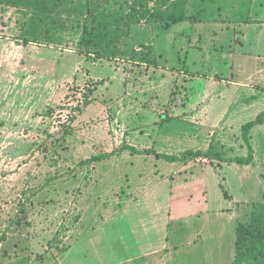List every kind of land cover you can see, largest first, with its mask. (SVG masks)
<instances>
[{"label":"rangeland","instance_id":"obj_1","mask_svg":"<svg viewBox=\"0 0 264 264\" xmlns=\"http://www.w3.org/2000/svg\"><path fill=\"white\" fill-rule=\"evenodd\" d=\"M60 1L54 14L66 29L50 47L17 45L36 14L0 5V264H232L240 225L264 224L263 127L253 130L250 167L130 151L85 162L124 143L177 156L210 147L225 159L248 155L241 128L206 123L190 104L194 91L205 105L218 94L222 78L191 55L205 56L207 23H232L230 2L239 0H188L197 24L164 20L182 0ZM88 1L105 11L100 47L73 28ZM219 46L218 58L227 53ZM202 66L200 77L189 74ZM249 107L232 122L252 120Z\"/></svg>","mask_w":264,"mask_h":264},{"label":"crops","instance_id":"obj_2","mask_svg":"<svg viewBox=\"0 0 264 264\" xmlns=\"http://www.w3.org/2000/svg\"><path fill=\"white\" fill-rule=\"evenodd\" d=\"M230 3L232 14L236 16V20L234 19L232 23L208 22L206 25L208 28L207 37L211 40V47H206L205 43L209 42H206V37L204 38L201 34V42L204 45L199 49L206 54L202 57L200 55H191L193 63H208L214 69L213 77L218 74L217 77L222 78L221 81H217L218 94L211 102L205 105V103H196V98L193 96L194 91L190 104L191 107L195 106V109H200L202 114L199 115V118H204L206 123L223 124L224 127L229 125L239 129L264 112V0H247L246 2L239 0L231 1ZM204 24L206 23L200 25L204 26ZM217 44L220 45L219 48L223 53L227 52L219 56V58L216 55ZM193 47L197 48V45ZM196 56H200L199 59ZM219 61L221 65L213 66V63H218ZM226 63L229 64L227 65ZM204 69L205 66L200 71L197 69L193 72L189 68L188 71L189 74L200 77ZM209 75L205 74L204 76ZM237 99L238 101H244L242 108L238 107V103H235ZM245 104L247 105L245 106ZM250 105H254L257 108L252 115V120L246 123H243V121L232 122V117L235 120V115L239 112H245L247 109L250 110ZM213 109H219V112H211ZM257 127L264 128V124ZM255 128L253 129L254 131ZM253 130L250 134L251 144L253 143L252 137L255 136ZM196 142H198L197 139ZM194 151L200 150L195 149ZM157 248L149 249L145 255H153ZM133 259L136 258H130L128 262H132Z\"/></svg>","mask_w":264,"mask_h":264},{"label":"trees","instance_id":"obj_3","mask_svg":"<svg viewBox=\"0 0 264 264\" xmlns=\"http://www.w3.org/2000/svg\"><path fill=\"white\" fill-rule=\"evenodd\" d=\"M60 0H0L2 4L25 5L36 14V20L26 30L20 39H17L16 44L19 46H29L30 44H46L50 47L55 36L66 29V22L55 15V7ZM61 2V1H60ZM59 2V3H60ZM188 0H182V6L175 9L173 12L165 16L164 20L171 24H179L185 22H192L193 24L200 23L201 20L196 16L189 15L186 9ZM98 4L106 6L108 1L100 0ZM95 4L87 2L84 9L81 11V16L73 25L74 29H79L82 34V41L92 47H100L107 41L108 27L105 20V11L103 9H95ZM135 12V14H137ZM203 13V12H202ZM108 42V41H107ZM92 57H88L90 60ZM92 61H95L93 58ZM264 124V112L260 113L253 121L244 124L241 128L242 137L248 146V155L246 157H238L235 159H225L219 153L214 152L212 147L207 151L186 150L182 155H168L158 152L155 148L138 149L135 146L124 143L116 151L112 153H104L93 156L85 162V164L101 163L115 154H122L130 151L133 154L154 156L157 159H164L169 163L185 164L189 159L207 158L210 161L219 160L221 162L235 163L238 165L249 166L254 163L255 151L251 144V131ZM237 257L232 264H244L251 259L264 257V224H257L256 226H242L240 225L237 232ZM249 242V245L246 244ZM247 247V252L243 253L244 248ZM68 248V247H67ZM66 248V249H67ZM65 249V250H66ZM61 251L60 256L65 252Z\"/></svg>","mask_w":264,"mask_h":264},{"label":"built area","instance_id":"obj_4","mask_svg":"<svg viewBox=\"0 0 264 264\" xmlns=\"http://www.w3.org/2000/svg\"><path fill=\"white\" fill-rule=\"evenodd\" d=\"M198 162H199V163L206 164V163H208V160H205V159H200Z\"/></svg>","mask_w":264,"mask_h":264}]
</instances>
